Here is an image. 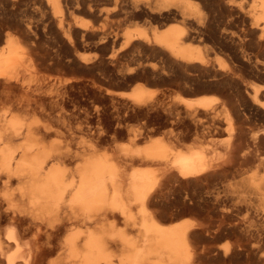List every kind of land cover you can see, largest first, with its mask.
Returning a JSON list of instances; mask_svg holds the SVG:
<instances>
[{"label": "bare ground", "instance_id": "1", "mask_svg": "<svg viewBox=\"0 0 264 264\" xmlns=\"http://www.w3.org/2000/svg\"><path fill=\"white\" fill-rule=\"evenodd\" d=\"M7 1L0 0V3ZM43 1L58 16L65 42L73 44L78 33L83 36L88 31V25L67 23L68 17L75 15V11L87 0ZM111 1L115 9L125 5L137 11L138 15L148 16L160 23L172 20L177 15L186 23L195 18L194 9L185 0L177 3L175 0ZM177 6L179 9H174ZM263 8L264 0L260 9ZM257 13L258 11L253 13L255 21L241 38L245 41L247 34L254 33V42L262 50L264 23L258 22ZM105 16L108 17L109 14L106 13ZM29 35L25 37L26 40L23 38L24 41L32 40ZM153 35L156 45L171 57L186 61L199 60L201 67L206 66L205 61L197 59L198 56L183 45L186 37L183 30L169 28L155 31ZM2 37L0 87L2 85L5 89L1 91V97L6 104L2 106L6 107L0 113V187H14L8 192H2L0 198L7 204L6 211H0V264H196L198 259L195 257L199 248L191 246L189 240L193 225L163 223L157 217V208L151 209L154 205H161L160 202L167 199L166 195L174 197L168 200L172 205H181L180 213L205 208L207 215L211 217L215 208L222 206L219 210L222 214L217 218L213 231H222L225 237L232 240L231 247L222 248V256L264 264V127L258 130L242 129L239 117H235L230 111L222 118L219 107L208 96V99L182 97L168 106L140 88L132 92L106 89L102 98L109 101L111 111L107 115L114 122L115 128L126 119L141 118L143 121L140 128L128 131L130 141L138 140L143 134L142 130H150L158 135L142 148L124 145L117 154L110 153L112 155L95 154L97 152L93 144L81 151L72 152L69 148L56 147L54 143L47 144L45 139L60 131L62 123H66L65 120L77 111L75 107H82L83 99L81 101L69 96L66 101L61 92L67 89L68 81L61 78H57L55 82L57 89L54 93L46 91L45 94L39 91L42 90V85L35 88L32 85L34 90L31 97L27 92L17 97L11 82L14 77L9 75L8 70L15 64H21L25 53L19 52L18 38L7 33ZM103 39L107 41L105 37ZM122 39L123 48L119 52L112 48L108 55L110 59L118 58L119 54L141 43L129 32H125ZM40 40L41 37L38 36L30 42V53L38 57V64L44 65L47 60L58 62L57 54L53 57L52 53L38 50V45L34 43L38 44ZM144 40L147 42L148 39ZM23 50L28 51L24 47ZM30 53L28 51L29 55ZM235 67L237 71L231 69L224 71V74L244 85L248 100L242 99L240 104H233L232 101L230 109L241 114L246 111L250 117L257 116L264 120V104H259L264 98V83L248 81L256 75L264 74V59L247 56L241 65ZM39 80L45 83L48 79ZM189 81L196 83L197 90L200 89L198 79L191 78ZM46 84L49 87L51 85ZM69 86L72 88V83ZM59 87L63 88H60L61 92ZM15 89L18 90L16 87ZM69 102L72 103L71 109L66 108ZM178 104L179 109L176 107ZM105 110L107 109H100L97 113L100 115L99 122L108 119ZM32 115L36 118L28 121ZM243 119L241 122L247 123L251 118ZM115 128L113 132H116ZM220 134H223V141L213 143L212 147H193L188 143L215 138ZM17 138L24 139L15 145L13 142ZM134 162L148 164L152 168L156 166L159 178L153 177V170L148 166L146 167L149 169L134 168L128 171V166ZM133 204L137 205L136 213L131 212ZM62 206L69 211V219L85 227V231L59 244L54 241L62 226L59 218ZM120 220L131 224L137 231L136 235L116 231L114 223ZM28 235H31L29 240ZM202 250L209 252L206 247ZM53 255L56 258L49 259Z\"/></svg>", "mask_w": 264, "mask_h": 264}, {"label": "rangeland", "instance_id": "2", "mask_svg": "<svg viewBox=\"0 0 264 264\" xmlns=\"http://www.w3.org/2000/svg\"><path fill=\"white\" fill-rule=\"evenodd\" d=\"M175 1L177 3L180 0ZM185 1H188L194 9L193 15L195 18L193 21H189L193 22V24H190L189 22L186 23V21H183L178 15L172 20L163 21L160 23L159 21L156 22L150 19L148 16L146 17L138 15L139 13L137 11L131 10L130 7L129 9L128 7H125V5L120 9H115L111 0H87V4L85 3L86 5L83 4L80 6L79 10L75 11V15L71 14L67 19V23L71 25H88V31H86L83 36L78 33L73 44H69L62 39L64 38L62 36L63 31L61 32L59 27L58 16L55 15L53 10L43 0H8L5 3H0V37L3 36L2 38H4L7 33L18 38V40L22 42L21 43L19 41V52L21 53L23 51L25 53V58L23 59L24 61H21V64L19 63V65L15 64L13 67L9 68L11 72L8 70L9 75H12L17 80H13L14 78L11 79V82L14 85V94H16V96H21L22 94L24 95V92H27L28 96L31 97L34 90L31 87L32 85L34 88L37 86L40 87L42 85V90L39 91H42L43 93L46 91L47 93H54L57 89L55 82L57 78H61L62 80L65 79L68 81V86H66L67 89L59 87V89L61 88L64 90L62 91L60 89V92L62 91L61 94L65 95L64 98L66 101L68 100L69 96L81 101L83 99L82 107L78 109L75 107L77 111L70 118L65 120L66 123H62L60 131L45 139L47 144L54 143L56 147H62L63 149L66 148L67 150L70 149L71 152L81 151L83 148L93 144V148L95 152H97L95 154L112 155L117 154L119 152V148L124 145L131 148H142L147 145L156 135H158L157 133H154L150 130H144V132L142 130V136H140L135 142H131L130 138L127 136L128 131L130 129H139L141 122L143 121L141 118L126 119L123 121V124L121 123L120 126L115 128V124H113L114 122L109 118L111 111L109 101L102 98L106 89L117 92H132L133 90L140 88L147 94L151 95V97L154 99H159L168 106L172 105L171 103L173 101L182 99V97L188 99L201 97L206 99L209 98L213 101V103H216V106L219 107L218 110L220 111L222 118L225 116L226 112L229 111L235 117H239V123L242 129L247 130L251 128L258 130L259 128L261 129L264 127V120L262 118L257 116L250 117L246 111L241 114L240 112H236L235 109V111L230 109L232 101L233 104H235V102H238L236 104H240L242 99L245 101L248 100V97L245 96L246 93L244 92L243 88L244 85H242L240 81L234 79V77L224 74V71H229L231 69L237 71L235 66L238 67L241 65L242 61L247 56H250L252 59H264V49L259 50V47L255 43L256 40L254 39V33L247 34V40L245 41H243L241 38L243 34H246L245 31L249 28L250 24L255 21V16L253 14L255 11H258V22L264 23V8L260 9L263 0ZM90 6H92L91 10ZM174 9L179 8L177 6V8ZM106 13L109 14L108 17L105 16ZM196 26L197 28H194ZM169 28H178L183 30L186 35L183 45H185L194 55L198 56L197 59L205 61L207 63L205 67H201L199 60L186 61L171 57L162 49V47H158L156 45L153 35L154 32L164 31ZM125 32H129L131 35H133V37H135V39H137L136 41L141 43L136 45L135 48L129 49L127 52H123L124 54H119V59L117 57V59H110L108 57L109 53H111L110 51L113 49V51H116L118 49L119 52V49L123 48L122 36ZM29 33L32 36L29 35ZM114 34H116V36H114ZM27 35H29L32 40L37 39L38 36L41 37L42 42L40 40V43L35 44V40L34 45H38V50L41 52H49V54L52 53L51 56H57L56 58L58 59V62L47 60L45 62L46 65L38 64V57L30 53V45H32L30 42L32 40L27 42L24 41ZM42 35H44V37ZM103 37H105L107 41H103ZM144 39H148L147 42ZM23 41L25 43H23ZM39 45L41 46L39 47ZM23 47L29 51L30 55L28 54V51L23 50ZM239 52L242 54L239 55ZM79 59L81 61H79ZM31 64L34 65L32 66ZM19 66L21 68L23 66V70ZM12 68H14V70ZM15 73L18 76L13 75ZM212 76L213 78H211ZM44 78H47L49 81L47 80L44 83L42 82L43 80H39ZM191 78L198 79V81H200V89L197 90L195 88L196 83L189 81ZM251 79H248V81L264 83V74L256 75ZM46 83H48V85L51 84L50 87L47 86ZM70 83L73 85L72 88L69 86ZM186 83L189 84L187 85ZM76 85L78 87L74 88ZM2 87L3 86L1 85L0 111H3L6 107L2 106L6 105L3 98L1 97V91H5V89ZM15 87L18 88V90L15 89ZM20 88L23 89V91ZM49 88L51 90H49ZM261 103L264 104V98L259 102L260 105H263ZM71 104L72 103L69 102L66 108L71 109ZM176 107L179 109L180 104H178ZM84 108H86V110H83ZM103 108L107 109L105 110V115L108 117V119L105 121L100 120L99 122L98 116L100 115L97 113H99L100 109L102 110ZM242 108L243 106L241 105L240 109ZM2 111L0 113H2ZM107 113L109 114L107 115ZM30 117L28 118V121L36 118L34 115ZM245 117H249L251 119L247 123H242L241 120H244L243 118ZM112 127L116 129V132H113ZM23 139L24 138H17L13 143L15 145L19 144L18 142L21 143ZM222 141L223 134H220L215 138L209 137L204 141H189L188 143L193 147H212L213 143H220ZM146 166L153 170V177L158 179L159 171L156 166L154 167L153 165L152 168L150 167L151 165L134 162V164L132 163V165L130 164L128 166L127 170L129 171L134 168L149 169ZM13 187L14 186L4 189L6 187L1 186L0 198L2 197V192H8L9 189L11 190ZM165 198L167 199L160 202L161 205H154L151 207V209L157 208V217H159L160 221L163 223L178 222L191 223L193 225L190 228L189 240L190 244H192L191 246H194L197 249L199 248L196 255L197 257H195L198 259L195 261L196 264H254V262H246L244 259H238L235 257L226 258L222 256V248L226 246L231 247L232 245V240L225 237L222 231L215 233L213 231L215 224L218 221L217 218H220L221 211L219 210L222 206H219V208L217 207L218 209L215 208V213L214 215L212 214L211 217L207 215L205 208L180 213L181 205H172L168 201L172 200L174 197H169L166 195ZM2 203L3 206L1 205ZM134 205L135 204L131 206V212L136 213L137 205ZM0 206V211L4 213V211L7 209L6 202L0 199ZM70 216L71 215L69 211L62 206L59 217L60 224L62 225V231L60 230V233L57 238H55L54 243L56 242L63 244L71 236L81 235L82 231H85V227H81V225L75 223L74 220L69 219ZM67 220L69 221L67 222ZM114 229H116V231L122 230L131 236H134L137 233L136 229L131 227V224H128L123 220L116 221L114 223ZM27 239H31V235H28ZM203 247L208 248L209 252L205 250L203 252ZM54 258H56V255L51 256L49 259Z\"/></svg>", "mask_w": 264, "mask_h": 264}]
</instances>
